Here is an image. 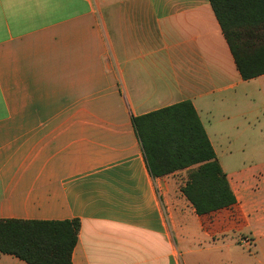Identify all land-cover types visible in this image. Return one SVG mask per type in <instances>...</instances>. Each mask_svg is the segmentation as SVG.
<instances>
[{
  "label": "crops",
  "instance_id": "crops-1",
  "mask_svg": "<svg viewBox=\"0 0 264 264\" xmlns=\"http://www.w3.org/2000/svg\"><path fill=\"white\" fill-rule=\"evenodd\" d=\"M181 101L229 208L195 214L193 167L149 174L131 117ZM233 147L255 161L231 170ZM0 219H77L72 264L247 261L264 239V75L241 79L208 0H0Z\"/></svg>",
  "mask_w": 264,
  "mask_h": 264
},
{
  "label": "trees",
  "instance_id": "trees-1",
  "mask_svg": "<svg viewBox=\"0 0 264 264\" xmlns=\"http://www.w3.org/2000/svg\"><path fill=\"white\" fill-rule=\"evenodd\" d=\"M242 80L264 75V0H208ZM152 178L191 168L180 188L196 215L236 203L189 101L131 117ZM79 221L0 219V253L27 264H72Z\"/></svg>",
  "mask_w": 264,
  "mask_h": 264
},
{
  "label": "rangeland",
  "instance_id": "rangeland-1",
  "mask_svg": "<svg viewBox=\"0 0 264 264\" xmlns=\"http://www.w3.org/2000/svg\"><path fill=\"white\" fill-rule=\"evenodd\" d=\"M232 162L230 169L236 170L240 167H245L250 165L249 162H254L253 157L246 156L241 153L240 148H232ZM242 239L246 238V234L241 235ZM244 256L247 257V261L242 262L244 264H264V239L257 241L255 244L249 246L248 248H242Z\"/></svg>",
  "mask_w": 264,
  "mask_h": 264
}]
</instances>
